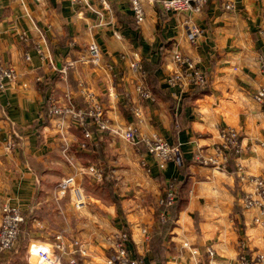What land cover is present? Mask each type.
Instances as JSON below:
<instances>
[{
    "label": "crops",
    "instance_id": "1",
    "mask_svg": "<svg viewBox=\"0 0 264 264\" xmlns=\"http://www.w3.org/2000/svg\"><path fill=\"white\" fill-rule=\"evenodd\" d=\"M144 4L147 19L139 25L130 0H1L0 58L17 71L18 80L0 93V208L10 203L21 209L25 222L19 239L27 233L29 244L26 257L18 243L13 255H0V264H38V246H51L59 233L69 243L78 239L86 246V255L75 247L64 264H106V237L121 231L130 235L131 254L141 264H193L185 242L199 248L205 262V250L212 247L215 264H239L241 241L250 258L264 255V232L253 223L257 211L242 203L253 187L239 179L240 166L247 175L264 174V110L253 99L264 87V0H209L194 16L166 12L148 0ZM187 24L201 31L196 43ZM94 41L103 52L99 66L82 62ZM176 49L205 71L207 95L194 98L195 87L168 85L167 78L177 71ZM133 63L142 71L136 72ZM67 65L65 76L61 70ZM80 83L104 105L111 122L106 133L88 125L93 138L86 151L79 147L82 128L49 116L50 99L64 104L67 93L85 107ZM140 84L154 102L140 99ZM135 108L142 110V123L133 115ZM129 126L136 129L138 145L123 138ZM223 127L241 135L243 154L232 159V171L230 162L219 170L195 161L199 151L210 153L220 142ZM14 135L20 145L7 151L5 142ZM154 135L178 144L183 161L160 169L143 143ZM65 143L77 166L97 164L115 172L113 180H105L113 192L99 188L95 193L105 181L78 176L87 197L83 208H75L71 194L58 199L59 184L76 167L63 155ZM171 184L178 192L176 202H183L174 228L161 238L157 258L151 237L171 218L160 205Z\"/></svg>",
    "mask_w": 264,
    "mask_h": 264
},
{
    "label": "built area",
    "instance_id": "2",
    "mask_svg": "<svg viewBox=\"0 0 264 264\" xmlns=\"http://www.w3.org/2000/svg\"><path fill=\"white\" fill-rule=\"evenodd\" d=\"M103 1V0H101ZM209 0H148L152 5L159 6L166 12L176 14H184L189 16L200 15ZM1 2V0H0ZM76 2V0H72ZM131 8L137 24H142L147 19L144 0H130ZM226 9H234L233 5H226ZM96 12V11H95ZM100 19L98 26L103 24V19L98 13ZM189 35L192 43L197 42V38L201 31L196 26L190 27L187 24ZM173 62L176 65L177 71L169 75L167 83L170 87H187L205 89L209 86V78L205 71L200 69L196 63L186 56L181 50L176 49L173 54ZM27 61L31 58L28 56ZM83 63H88L93 66H99L103 62V52L97 42H91L88 46V53L85 58H82ZM132 68L136 72H141L142 67L139 63H133ZM69 66L63 67L61 73L67 75ZM18 80L17 71L3 63L0 58V93L6 92ZM136 91L141 100L154 102L155 97L150 90L140 84L136 87ZM80 93L86 101L84 108H79L73 94L67 93L64 97V104H58L55 100L50 99L49 116L52 119H58L65 122L70 119L76 126L82 128L84 141L79 144L81 150L88 149V143L93 138V133L88 129V125H94L100 133H106L111 130V122L107 116L104 105L98 100L94 93L90 92L82 83H80ZM254 101L264 110V87L257 90L253 96ZM134 117L139 123L143 122L142 110L135 108L132 110ZM61 123L59 125H61ZM62 127V125H61ZM62 129V128H60ZM220 142L215 145L210 153L199 151L195 155V161L203 166H212L215 169H225L231 158H238L243 154V146L241 135L238 130L232 127H223L220 130ZM125 141L132 145L140 143L139 137L134 126H129L123 134ZM19 137L10 136L5 142L7 151L16 150L19 145ZM143 143L147 148L148 154L157 162L160 169H166L170 162L181 163L183 155L178 144H171L166 139L159 135H154L149 138H143ZM264 151V140L260 143ZM69 144L65 143L62 150L65 159L75 167L73 175L68 176L63 180L57 191L58 199H64L68 194L74 199V206L77 210L83 208L86 203V195L83 188L78 184L77 177L90 178L96 182H104L106 179L113 180L115 172H107L103 167L92 164L89 166L76 165L74 158L69 153ZM264 163V156H263ZM240 180L242 183L252 185L253 191L247 192L242 197L243 206L247 210H256L257 214L253 219V223L264 232V174L261 176H251L244 172L243 168L239 167ZM177 198L176 188L171 184L165 190V195L160 201V205H173ZM0 217V255H13L17 249L21 226L25 222V217L21 209L13 206L10 203H4L1 208ZM161 220H166V215H161ZM143 235L148 239V230L143 228ZM106 242L110 252L106 264H141V261L132 256L130 251V235L127 232H115L106 237ZM81 255H86V246L80 240L76 239L67 242L64 233L56 235L53 244L49 247H39L35 252L38 258V264H64L68 256L73 252V248ZM241 253L239 255V264H264V255L258 254L255 257H249L246 251V243L240 244ZM183 249L188 251V260L193 264H215L213 261L217 256L216 251L212 247H207L205 254L208 257V262L204 261V255L199 248L190 245L188 242L183 243ZM72 251V252H71ZM30 252L34 255L33 248ZM72 262V261H71ZM74 262H72L73 264Z\"/></svg>",
    "mask_w": 264,
    "mask_h": 264
},
{
    "label": "trees",
    "instance_id": "3",
    "mask_svg": "<svg viewBox=\"0 0 264 264\" xmlns=\"http://www.w3.org/2000/svg\"><path fill=\"white\" fill-rule=\"evenodd\" d=\"M208 88L209 87H207L205 89L196 88L195 91H194V98L207 95L209 93ZM78 135L80 137V140L84 141V136L82 134H80V133H78ZM232 159L233 158L230 159V161H229L230 163L228 165V168L231 171L233 170L232 169ZM235 172H236V170H235ZM99 188H101L102 192H104V193L113 192V184L108 182V181H105L100 187H95L93 189V191L95 193H98ZM182 202H183L182 200H178L177 202L175 201V203L173 205H170V206L163 205L162 208H161V210H169L171 212V218L167 219L165 222H161L159 224V228L154 231V233H153V235L151 237V249L153 248L155 255L157 254L156 255L157 258H160V253L162 252V248H161V242H162L161 240L162 239L161 238H162V236H164V234L167 231H170V230H172L174 228L175 219H176V210H177L178 207H180ZM23 225H24V223L21 226V232H22Z\"/></svg>",
    "mask_w": 264,
    "mask_h": 264
},
{
    "label": "rangeland",
    "instance_id": "4",
    "mask_svg": "<svg viewBox=\"0 0 264 264\" xmlns=\"http://www.w3.org/2000/svg\"><path fill=\"white\" fill-rule=\"evenodd\" d=\"M60 138L61 139H63V141H64V138L66 137V135H65V131H64V127L62 126V130H61V132H60ZM61 154V153H60ZM58 157H59V159L60 160H62L63 159V157H62V155H61V157L58 155ZM57 159V158H56ZM63 160H65V159H63ZM239 179H240V174H239ZM241 181V180H240ZM23 228V227H22ZM27 230V229H26ZM27 233H24L23 234V238L22 239H19V241H18V243H20L21 244V246H22V250H21V252H22V255L24 256V257H26V255H28L24 250H27L28 248V241H27ZM242 243V241L239 243V249L241 250V247H240V244ZM25 246H27V247H25Z\"/></svg>",
    "mask_w": 264,
    "mask_h": 264
}]
</instances>
